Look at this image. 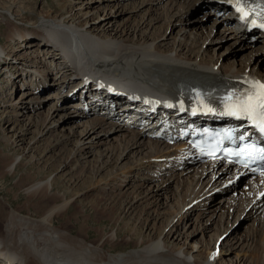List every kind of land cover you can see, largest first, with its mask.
Wrapping results in <instances>:
<instances>
[{"label": "bare ground", "instance_id": "1", "mask_svg": "<svg viewBox=\"0 0 264 264\" xmlns=\"http://www.w3.org/2000/svg\"><path fill=\"white\" fill-rule=\"evenodd\" d=\"M138 1L130 3L132 4H129L130 6L127 4L123 7L124 9H117L120 8L118 6L119 0H98L95 5V1L89 0L79 7L76 13L69 16H40L36 27L34 26L32 30L21 31L14 26L12 32L7 36V41L9 43L16 42V44L13 43V46L9 44V50H5L8 46L0 44V62L12 55H8L9 52L12 53L21 49L20 53L22 51L23 57L13 56V58L22 57L19 63H23L25 67L31 63L32 66H28L27 71L20 66L23 70H13L10 73L12 76L10 81L13 85L17 77L28 74L32 81L28 85L32 86V89L43 87L41 90L43 91L48 87L46 85L51 84V82H47L46 75L43 74L44 70L56 71L60 77L63 76L54 82L59 88L49 92L53 94L43 97L50 99L46 102L51 104L46 110L44 109L45 119L41 126L40 135L44 134L43 128H46V132H48L56 130L57 126H61L65 130L62 134L63 141L65 143L72 142L82 155L91 153V149L100 145H106L105 155L103 152L98 154V161L101 155L102 158L106 157L105 160L100 161L102 164L110 163V160L116 162L119 159L128 158V155L137 157V163L134 164L136 166L129 165L130 169L135 170L134 176L131 178V174H126L123 175L122 179L118 176L120 178L118 190L135 182L133 184L134 192L129 196L132 199L130 202H125V208H134L144 201H148V207H155L156 211H159L157 209L165 207L170 199L173 198L174 200V197L177 204L171 205L168 212H164L170 216L166 220L163 218L165 226L158 231L156 237L150 236L146 239L138 234L136 239L132 238L135 248L127 252L111 253V250L105 249L104 245L108 243L111 247L115 246L117 236L114 235L113 230L109 231L108 234H104V230H102L96 240L88 241L89 238L84 236V234L88 235L87 228L89 225L86 219L80 220L78 223L77 236L73 231L63 230L59 226L53 225L55 216L64 217L63 213L67 210L69 203V201L67 203L62 201L66 199V195L64 196L63 192L56 193L52 190L51 174L34 178L26 173L29 176H22V181L24 182L25 177L29 178L27 181L25 180V183H18V189L25 194L27 203L30 202L27 204V210L29 212L34 211L32 206H35L40 208L36 210L39 213L35 217L22 214L18 210L17 212L12 207L6 211L4 206H0V264H8L7 262H15L16 264H233L228 258H223V255L239 246L240 249L244 247L245 252L243 257L238 258V264H264V195L260 199H255L260 190V188L257 190L254 187L257 183L256 179H249L250 186L247 189L245 186L240 187L237 180L236 189L232 187L233 195H223L218 201H214V205L210 207L212 198L208 197L207 193L212 192L220 184L217 190H220L221 187L224 190L227 187L225 182L229 178L228 168L222 169L218 164L210 168L208 165L196 163L195 160H188V152L180 151V146H170L163 141L150 139L142 130H129L116 116L114 118L95 116L84 119V121L81 120L76 125L73 120L91 114L94 110L91 108L88 112H84L79 108V103H71V106L68 104L72 110L70 113L74 117L70 118L68 114L65 115L61 112V100L78 98L75 94L68 98L67 93L74 87L79 86L84 97L85 94H87L86 97H90L91 94L97 93V82L87 83L88 80L102 79L117 84L141 85L154 92L167 93L175 102L185 100L190 105L199 99L211 96L220 84H234L251 77L264 81V71H261L259 66L262 56L258 55L261 45L258 44L255 48L250 47L246 54H241L238 59L231 60L228 59L230 52L224 54V51L215 52V49H212L214 52H211L210 46L215 45V41L223 37L222 35L210 37L212 28L219 25L222 29L224 28V33L227 32L225 37L230 36L238 39L245 37L248 39L245 36L246 33L236 27L233 11L242 7V3L253 6L260 0H213V3L209 2L206 11L213 15L214 20L212 19L213 21L209 25L204 26L201 19L203 17L207 19L210 13L208 12V15L206 11H203L200 15L194 16L193 20L196 21V25L192 28L182 26L179 30H182V36L176 38V34L173 37L172 47L167 45L166 41L168 38L165 35L167 25L156 38L150 35L153 39L148 36L146 31L141 30V25L144 24V27L149 26L150 23L153 25L152 22L161 18V15L164 16V22L167 24L173 23V20H175L174 24L181 23L185 17L183 10L190 0H166L165 9L169 12L166 15L161 14L162 6L158 8L156 6L163 0ZM87 3L88 6H86ZM102 7H107L106 16L111 15L112 20L105 18L106 16H101L96 21L88 23L87 18H94V14L99 12ZM142 8L145 11L143 16H140V21L137 20L140 22L138 26H125L121 23L122 25L118 24L112 27L113 21L122 16L123 13L137 12ZM217 8L224 10L221 16H216L214 9ZM226 10H230V12L226 13ZM145 15L148 19L147 17L143 18ZM81 19L85 22L82 23ZM6 24L10 26V21H6ZM87 24L89 25L86 26ZM163 25L165 24L163 23ZM252 34L256 37L254 42L261 41L264 46V34L256 30ZM186 36L190 39L189 44L186 42ZM159 38L160 41H157ZM200 39V46L198 49L196 48L197 51H194L193 48L198 45ZM207 39L209 42L202 49L203 42H206ZM54 45H57L58 49ZM231 46L232 44H228L225 48L231 49ZM214 47L219 49L221 43H217ZM41 49H44L43 54ZM62 53L66 63L62 58ZM221 56L222 59L217 63ZM40 58L44 59V64ZM5 67L6 65L3 66V69ZM6 68L2 70L1 74L6 72ZM246 68L248 70H245ZM23 71H26V74ZM7 72L10 70L8 69ZM237 75L241 77H236ZM74 78L76 79L75 83H73ZM89 85H92L93 89H90ZM59 89L67 90L62 94L58 92ZM31 93L32 91L22 93L17 99V103H13L16 112L14 115L19 116L24 112L32 113L26 116L30 122L31 117H36L38 113L43 111L34 113L33 107H41L42 102L39 100L40 98H37L36 101H27L25 97ZM59 93L63 95L60 98ZM89 100L92 101V104L95 101L91 97ZM32 108L33 110H30ZM56 116H58L57 119H55ZM62 116L65 117L62 118ZM78 127H81V130L77 132L75 128ZM138 131L141 134H138ZM24 134L22 132L18 136L15 135L9 141L14 146L20 145L24 143ZM143 135L148 140L143 139ZM59 140L60 137L54 138L53 142L58 144ZM113 144L118 147V154L113 153L115 147L114 150H110ZM162 144L163 147L161 148ZM0 151L2 150L0 149ZM17 156H13V160L3 166L7 174L15 172L19 163ZM108 158L110 160H107ZM38 160L31 156L27 163L32 168L34 165L39 166ZM181 161L184 164L179 168L178 165ZM4 162L5 160H3ZM153 163H156V168L151 166ZM124 172L126 171L124 170L122 173L124 174ZM144 175H146L145 178H143ZM148 176L154 177V182H149ZM115 177L117 176L115 175ZM127 178L129 180H126ZM171 182H174V190L167 194ZM147 184H150L148 189L142 192L141 189ZM130 186L132 185L127 188ZM206 186L208 187L206 188ZM176 189H178L177 193ZM69 199L71 198L67 200ZM52 200L54 201L51 202ZM231 208L236 212V216L244 213L245 215L242 216L244 221H251L245 228V235L237 236L236 230H230L231 228L227 226L229 209ZM159 213L156 212V215L149 218L156 220L159 218L157 214H162ZM191 214H195L197 223L200 222L198 227H203L204 232L206 229H208L207 231L213 230L209 241L201 244L207 251L205 255L193 254L199 249L196 242L193 243L191 251H184L180 246L178 234L175 233L177 226L181 223L189 222V226L193 224L188 218ZM225 218L227 220L223 223ZM259 224L261 227L258 236ZM209 225L210 227H208ZM132 230L133 228L129 234L135 235ZM82 232L83 234H81ZM194 232L195 230L191 229L189 235H194ZM131 235H126L125 240L131 239ZM221 235H224L222 240ZM188 237V235L185 236L183 243L187 242ZM220 240L221 245L217 248V242Z\"/></svg>", "mask_w": 264, "mask_h": 264}, {"label": "rangeland", "instance_id": "2", "mask_svg": "<svg viewBox=\"0 0 264 264\" xmlns=\"http://www.w3.org/2000/svg\"><path fill=\"white\" fill-rule=\"evenodd\" d=\"M88 1L89 0H0V44L6 47L8 46L5 50L10 49L9 44H11L12 46L16 44V42H13L14 43L13 44L7 41V36L8 34H10V32H12L11 30H13L14 26L15 28H18L21 31L32 30L34 29V26L36 27L37 21L39 20L40 16H66V15L69 16L73 13H76L79 10L78 8L80 6H83L84 3ZM93 1H95L94 5L98 3L97 2L98 0H93ZM136 2H139V1L138 0H119L118 6H120V8H117V9H124L123 7H125L127 4H128L127 6H130L132 5L130 3H136ZM165 2L166 0H163V2H160L159 4L156 5L157 8L162 6L161 14L163 15L164 14L166 15L169 13L165 9L166 8ZM209 2L213 3V0H190L186 3V6L183 10L185 17L181 23L174 24L175 20H173V23L167 24L166 22H164V16L161 15V18H159L157 21L152 22L153 25L151 23L149 24V26L147 25L146 27H144V24L141 25V30H143V32L146 31L149 34L148 36L150 38L152 37L156 38L159 34L163 32L162 30L164 26L167 25V31L165 35H167L168 38L166 41H167V45L172 47V43L174 42L173 37L176 36V34H177L176 38L177 37L179 38L182 36L181 35L182 30L179 31L180 28L182 26H186L187 28L194 27L196 25V21L193 20V17L200 15L203 11H206L207 8L209 7ZM86 6H88V3ZM143 8L142 10L137 11V12L134 11V12L123 13L122 16L118 17L116 20L113 21L112 27L117 26L118 24L120 25L123 24L125 26L127 25V26H133V27L138 26L140 23L139 22L140 16H143V13L145 11V9ZM173 10L176 11V9H173ZM107 12H108L107 7L106 8L102 7L99 10V12L94 14V18H87L89 21L88 23H92L96 21L98 17L106 16ZM208 12L206 14L209 15L210 12L209 13ZM146 17L147 16L145 15L143 18H146ZM105 18L112 20L111 15H108ZM138 19L139 21H137ZM212 19L214 20V17L210 13L207 19L203 17V19L201 20L203 21L202 22L203 25L207 26L213 21ZM8 20L10 21V26L6 24V21ZM81 22L84 23L85 20L81 19ZM163 23L165 25H163ZM88 25L89 24H87L86 26ZM223 33H224V28L222 29L220 25L212 28L210 37L220 36V35H222L223 37L215 41L216 42L215 45L217 43L218 44L221 43V47L219 49L214 47L215 45H210L211 52H214V50L212 49H215V52L224 51L225 52L224 54H227L230 52V55H228L229 60L236 59V58L238 59L239 57H241V54L243 55L246 54L250 47L255 48L259 44L261 46L258 50L260 51L258 52V55L262 56L260 58L259 66H260V70L264 71V53H263L264 46L261 44V41L254 42L251 45L247 41V39L243 36H241L243 38L238 39V38H233L230 36L225 37V34L227 32H225L224 34ZM150 35H152V37ZM31 40H34V39L31 38ZM207 40L206 42H203L202 49H204L207 43L209 42V39ZM157 41H160V38ZM233 41L234 43H232ZM186 42H188V44L190 43V39H188V36H186ZM200 42H201V39L198 40V43H197L198 45H195L196 47L194 46L193 48L194 51H197V49L200 46ZM25 43H28V42H25ZM176 44H173V45L176 46ZM228 44H232V46L230 47L231 49L225 48ZM54 46L58 49L57 45H54ZM20 50L21 49H17V51H13L12 53L9 52L8 55H11V54L12 55L8 57V59L6 60L3 59V61L0 62V149L2 150L0 151V206H4L6 211H8L10 207H12L14 210L16 211L18 210L22 214L33 215V216L37 215L39 212L36 210L37 209L39 210L40 208L32 206L33 209H35L34 211L29 212L27 210L26 208L27 204H29L30 202L27 203L25 194L21 192V190L18 189V185L25 183L28 180L29 177L27 178L25 177L24 182L22 181L23 179H21L22 176L24 177V175H27L28 173L30 176H33L34 178H37V177L41 178L42 176L45 177L51 174L50 178H52V190L56 193L63 192L64 196L66 195L65 196L66 199L64 200L61 199V200L63 202L66 201V203L69 201V203L67 204V210L63 213L64 217L60 215L55 216L53 218V225H57L63 230L65 229L68 231H73L77 236L78 235L77 234L78 223L80 222V220L86 219L89 225L87 228L88 235L86 236L84 234V236L85 238L86 237L89 238L88 241L91 239H92L91 241L96 240L97 239L96 237L100 235L99 233L102 230H104V234H108L109 231L113 230L114 235L117 236V239L114 244L115 246L111 247L110 244L108 243L104 245L105 249L111 250L110 251L111 253L127 252L135 248L133 244L134 242L133 239H136L138 234L139 235L141 234L146 239L150 236L156 237L158 231L164 228L165 226L163 224L165 223L164 221L167 219V217L170 216V214L168 215V213H164V212L165 211L168 212V209H170L171 205L177 204L175 197H174V200L173 198L170 199L169 201L167 200L168 201L167 205L163 208L157 209L159 211H156L155 207H152V206L148 207V203H147L148 201L147 202L144 201L143 203L139 204L137 207H134V208L132 207L130 208L128 207L129 209L125 208V205H124L125 202L126 201L130 202L132 199V197H129V196H131L132 193L134 192L133 184H135V182L130 183L129 185H132V186H130L129 188H127L129 186L128 185L122 188L121 190L120 189L118 190L117 186L120 182L119 181L120 178H118V176H120L121 179L124 177L123 175H126V174H131V178L132 176H134L135 170L133 168L130 169L129 165L136 166L134 165L137 163L136 161L137 157L135 155L133 157L128 155L127 156L128 158L119 159L116 162H113L108 158L107 160H110V163L102 164L100 163V161L105 160L106 157L102 158V155H101V157L99 158L100 160L98 161V157H99L98 154L103 152L104 153L103 155H105L106 152L104 151V149H106V145H100L97 148L91 149V153L89 152L87 154L82 155L81 151L76 149V147L73 146L72 142L65 143V141H63L64 137L62 134L65 130H63L61 126H60L61 128L57 126L56 130H52L48 132H46V128H43L44 134L40 135V131L42 129L41 126L44 122L43 120L45 119V116H44L45 110L51 104V103L49 104L48 102H46V101H49L50 99H44L43 97L53 94L49 92L59 88L56 83L54 84V82L58 81L63 76L60 77L59 76L60 74H58V72L56 71L48 72L46 69L43 71V74L46 75L45 78L47 82L49 83L51 82V84L46 85L48 86V88L44 89L43 91H41L43 87L41 89L38 87H35V89H32V86L30 87L28 85L30 84V82H32L31 77H29L26 74L28 66L30 67L32 65L31 63H28V65H26L25 67L23 63H19L20 59L23 57L22 51L20 53ZM43 51L44 49H41L42 54H43ZM233 55H235V57H233ZM13 56L14 57L22 56V57L21 58L17 57L16 59H14ZM62 58L66 63V59L64 58L63 53H62ZM220 59H222V56L219 58L217 63H219ZM13 64H15V66H13ZM42 64H44V59H42ZM5 65L6 67L8 66L7 68L5 67L6 72L8 69L10 70V72H7V73L5 72L1 74L2 70L5 69V68L3 69V66ZM20 66H22V68L26 70V71H23V73L26 74L27 76L23 75V76L17 77L14 80L15 84L13 85V83L9 80L11 78L10 73L13 70L15 71V70L22 69L20 68ZM41 69L43 70V68ZM245 70H248V69L246 68ZM236 77H241V76L237 75ZM20 78L22 79L21 82L22 84L24 83L23 84L24 86H22L19 83ZM73 80H74L73 83H75L76 79L74 78ZM88 87L90 89H93L92 85H89ZM27 91L28 92L32 91L31 94L25 97L27 101H30V100L36 101L37 98H40L39 100L42 102V105H40L41 107L39 108L33 107L34 110L33 108L30 109V110H33L35 114L43 110L42 113L41 112L38 113L39 115L37 114L36 117H31L32 119L31 122L27 119L26 116L32 113L24 112V114L19 115V116L14 115L16 112L13 107V103H17V99H19L22 93L27 92ZM86 95L87 94H85V98L90 99V97L89 96L86 97ZM68 102L69 101L66 100L65 98L61 100V103H60L61 112L65 113V115L68 114L71 118L74 116L72 113H70L72 110L68 106ZM91 115L92 113L88 115H84L83 117L80 116L81 118L73 120L74 121L73 123L77 125L80 123L81 120L84 121V119L86 120V119L95 117V115L93 116ZM64 117L65 116H62V118ZM57 118L58 116L55 117V119ZM10 129L11 131H9ZM75 129L78 132V130H81V127H78ZM129 130H133V129H129ZM22 132L25 133L23 136L25 138L24 143L14 146L9 140L10 139L12 140L15 135L18 136L20 133L22 134ZM137 133L141 134L139 131ZM53 137L54 138L60 137L58 144H55V142H53V139H54ZM144 138L148 140V138H146L143 135V139ZM111 147L112 149L110 150L111 151L114 150V147H115L116 153L114 151L113 153L118 154L117 153L119 151L118 147L115 146L114 144ZM161 148H162V145H161ZM15 155H18L17 157L19 159H17V161H19V163L17 164L16 170L14 173L7 174L4 171L3 166H5L7 162H11L13 160V156ZM31 156H34V158L39 159L38 160L39 166L34 165L31 168V166L27 163L28 159H30ZM133 159L135 160L134 162H133ZM3 160H5L4 163H3ZM159 162L161 161L159 160ZM155 164L156 163H153L151 166L153 168H156ZM127 166L129 167L127 168ZM117 169H118V172H117ZM124 170L126 172H124L123 174L122 172ZM115 175L117 177H115ZM145 177L146 175H144L143 178ZM154 179H155L154 177L148 176V180H150L149 182L151 181L154 182ZM126 180H129V178H127ZM149 185L150 184H147L145 187L141 189V191L145 192L148 189ZM219 186L214 188L213 195H211L212 193L211 194L207 193L208 194L207 196L212 198L211 200L212 204L210 207L214 205L213 204L214 201H218L223 195L224 196L230 195L229 190H231L232 187L236 189V186H238V183L235 182L231 184L230 186H227L226 188H224V190H222V187L220 188V190H217ZM173 190H174V182H171V186L170 188H168L167 194H169L170 192L172 193ZM176 190H177L176 191L177 193L178 189ZM233 191L234 190H232L231 192ZM217 192H221V193H217ZM231 195L233 194L231 193ZM68 198H71V199L67 200ZM53 201L54 200H52L51 202ZM153 211L155 212L152 215ZM156 212L158 213L160 212L162 214L160 213H159L160 215L157 214V217H159L158 219L151 220L149 217L156 215ZM229 212L230 214H229V221H228L227 226L231 228L230 230L232 229L236 230L237 236L241 234L245 235L246 233L245 228L247 224H249L251 221L250 220L244 221V219L242 218V216L245 215L244 213H242L240 216L238 215L236 216V212L234 211L233 208L229 209ZM188 218L193 223L191 224V226H189L190 225L189 222L187 223L183 222L181 223V225L177 226V229L175 230V233L178 234L180 246H182L184 251L188 252V251H191V247L193 246V243L196 242L197 247L199 249L193 254L194 255L195 254L205 255L207 251L201 244L205 241L206 242L209 241L210 234L213 232V230L207 231L208 229H206V232H204L202 230L204 229L203 227H200V226L198 227L200 222L197 223L198 220H196L195 214H191ZM226 220H227L226 218L223 219V223H225ZM144 221L146 222L145 224H144ZM99 227H102V228L100 229ZM208 227H210V225ZM260 227H261V224H259L258 226V230H257L258 236L260 234ZM132 228H133L132 231L135 232V235L129 234V231ZM191 229L195 230L194 235L192 234L189 235V231H191ZM81 234H83V232ZM126 235H131V239L125 240ZM186 235L189 236L188 240L187 242L183 243V240ZM223 236L224 235L220 236L221 240L223 239ZM221 240L217 242L218 244L217 248L219 245H221L220 243ZM240 243L242 242L240 241ZM243 249H240V246L235 247L231 251L226 252L223 255V258H228L233 264H238L237 263L238 258L240 256L241 257L244 256L245 249L244 251ZM7 263L16 264L15 262H7Z\"/></svg>", "mask_w": 264, "mask_h": 264}, {"label": "snow or ice", "instance_id": "3", "mask_svg": "<svg viewBox=\"0 0 264 264\" xmlns=\"http://www.w3.org/2000/svg\"><path fill=\"white\" fill-rule=\"evenodd\" d=\"M237 11H242L241 8H237ZM261 89H264V84L260 85ZM259 113V123H256V126L259 128L261 133H264V91L258 95L247 96L246 98L238 100V102L229 107L227 114L230 116H246L249 119L253 118L254 113ZM243 139V137H241ZM236 156H246L248 162H254L256 160H264V147L257 148L252 144L247 145L241 151L233 153ZM247 166V162H245ZM264 174V173H262Z\"/></svg>", "mask_w": 264, "mask_h": 264}, {"label": "trees", "instance_id": "4", "mask_svg": "<svg viewBox=\"0 0 264 264\" xmlns=\"http://www.w3.org/2000/svg\"><path fill=\"white\" fill-rule=\"evenodd\" d=\"M263 53H264V50H263Z\"/></svg>", "mask_w": 264, "mask_h": 264}]
</instances>
